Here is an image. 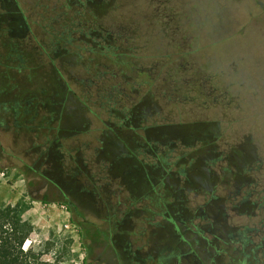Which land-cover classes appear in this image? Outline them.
I'll return each mask as SVG.
<instances>
[{"label": "rangeland", "instance_id": "obj_1", "mask_svg": "<svg viewBox=\"0 0 264 264\" xmlns=\"http://www.w3.org/2000/svg\"><path fill=\"white\" fill-rule=\"evenodd\" d=\"M84 1L0 0V172L6 173L0 175V207L17 209L31 233L27 248L50 244L47 257L59 264H131L103 238L108 226L104 214H97L102 201L81 192L89 189L88 180L70 178L62 169L68 159L54 162L50 156L48 141L56 129L81 128L79 123L59 125L64 117L50 114L36 99L37 86H46L51 101L56 70L80 93L75 79H84L83 68L57 59L50 63L40 45L48 50L64 21L85 24ZM105 1L96 10L101 26L120 34V45L139 56L127 58L144 73V78L135 74L142 83L138 100L146 98L144 125L165 124L154 132L175 137L171 167L190 176L189 184L177 179L188 192L193 224L206 229L208 220L219 218L225 234L252 235L256 229L264 234V0ZM54 43L64 45L56 38ZM96 82L91 91L97 98L102 86ZM136 103L123 99L117 107ZM90 118L89 131L63 136L55 149L65 156L70 148L90 155L103 128ZM181 155L182 162L174 164ZM192 159L198 169L191 171ZM65 201L83 212L85 226L65 228L73 217ZM87 230L95 238L88 240Z\"/></svg>", "mask_w": 264, "mask_h": 264}, {"label": "trees", "instance_id": "obj_2", "mask_svg": "<svg viewBox=\"0 0 264 264\" xmlns=\"http://www.w3.org/2000/svg\"><path fill=\"white\" fill-rule=\"evenodd\" d=\"M84 2L89 9L84 16L88 17L86 23H90L73 27L75 21L72 24L64 21L61 33L51 37L53 43L56 38L64 45L51 43L48 50L40 45L50 63L57 59L83 68L84 79H75L80 93L56 70L58 79L53 81L51 101L47 102L44 95L48 93L46 86H37L36 99L49 106L50 114L59 112L60 117H64L59 125L70 126L67 123L77 122L81 127L57 128L55 138L48 141L50 156L54 162L68 159L62 169L77 182L81 183V178L88 180L89 189L81 192L102 201L97 214L98 211L100 216L104 214L102 219L108 226L107 231L102 232L105 241L123 263L259 264L258 259L264 260V249L253 236L225 234L219 218L208 220L206 229L193 224L195 215L188 206V192L178 187L177 179L182 176L189 184L190 176L186 169L175 172L171 167L175 137L154 132L163 124L153 128L144 125L146 98L138 100L142 83L137 80L144 78V73L127 58L138 59L139 56L133 55L132 48L120 45V34L101 26L97 11L106 5L105 0ZM21 26L26 29L25 22ZM78 41L83 45L75 44ZM97 80L102 87H98L100 96L96 98L91 88L97 87ZM114 90L118 92L117 97L112 96ZM123 99H134L137 103L130 108L117 107ZM29 101V105L33 104ZM14 109L19 112L18 107ZM90 114L103 124L96 138L98 145L92 147L90 155H83L76 148L67 150L66 156L56 150L62 147L59 142L63 136L76 137L89 131ZM182 158L179 156L174 164L179 165ZM197 165L198 160L192 159L187 168L196 170ZM65 202L73 214L72 221L85 226L88 221L83 212L73 203ZM87 233L88 240L95 238L93 231L87 230ZM30 234L17 209L0 207V264H59L58 259L53 261L47 257L50 244L42 250L32 245L24 248ZM160 252L165 254L161 258L157 255Z\"/></svg>", "mask_w": 264, "mask_h": 264}, {"label": "flooded vegetation", "instance_id": "obj_3", "mask_svg": "<svg viewBox=\"0 0 264 264\" xmlns=\"http://www.w3.org/2000/svg\"><path fill=\"white\" fill-rule=\"evenodd\" d=\"M257 186H255V187H257ZM253 194L254 193L251 192V195H249V197L251 198L253 196ZM249 197L247 198V200L250 199ZM244 200H246V199H244ZM253 231L254 230H251L250 232H253ZM262 232L263 231L261 229H256L255 233L253 232V234L251 236H253V238L256 239L258 242L262 243L261 248L264 249V234H262ZM259 258H260V256H259ZM258 261H259V264H262V262H264V260L261 261V258L258 259Z\"/></svg>", "mask_w": 264, "mask_h": 264}, {"label": "built area", "instance_id": "obj_4", "mask_svg": "<svg viewBox=\"0 0 264 264\" xmlns=\"http://www.w3.org/2000/svg\"><path fill=\"white\" fill-rule=\"evenodd\" d=\"M0 175L2 176V177H4V176H6V173L5 172H3V171H1L0 172ZM68 222L70 223V224H66L65 225V228H70V226H72V223H74L73 221H72V219L71 220H68ZM75 224V223H74ZM75 228H77V226L76 225H73ZM25 249H27V244L25 245V247H24Z\"/></svg>", "mask_w": 264, "mask_h": 264}]
</instances>
